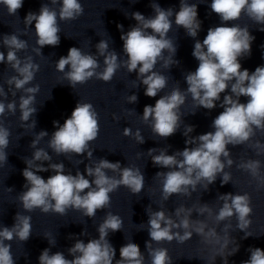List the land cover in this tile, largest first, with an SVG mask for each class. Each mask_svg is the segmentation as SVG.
Segmentation results:
<instances>
[{
  "label": "clouds",
  "instance_id": "clouds-1",
  "mask_svg": "<svg viewBox=\"0 0 264 264\" xmlns=\"http://www.w3.org/2000/svg\"><path fill=\"white\" fill-rule=\"evenodd\" d=\"M22 3L23 0H0V4L7 7L9 14H15L22 7ZM52 3H57V0H52ZM151 7L155 13L152 17L146 18L140 12L132 13V18L137 23L127 33L122 32L120 37L123 41V51L127 56L123 65L129 73H137L140 83L146 86L144 94L150 98L156 97L167 85V78L154 71L158 60L163 59L166 68L178 63L173 59L176 46L167 37L172 27L170 17L173 16V9H163L159 4H152ZM210 9L220 17L222 23L220 26L209 28L202 42L196 40L192 55L199 64L194 72H189L185 77L188 85L186 92L191 94L197 107L212 110L220 101L219 106L223 111L212 122L214 131L192 137L189 134L194 131V126L186 125L183 134L187 137L185 140L187 146L182 151L169 155L167 151L161 150L159 154L153 155L154 149L148 150L154 165L169 169L166 172L156 173L157 176L162 177L164 200H168L173 194L190 195L189 188L195 191L201 181H207L204 184L207 190L218 176H222V185L228 184L231 175L225 171V167L233 164L228 145L244 144L255 135L256 130L264 131V66H258L253 72H249L248 69L242 70L240 63L242 57L250 55L251 44L255 37L250 34L247 27L226 26L228 22L240 19L242 13L257 24L264 25V0H211ZM83 12L84 9L78 0H62L59 19L74 20ZM33 22H35L36 43L39 46L36 49L38 55L42 54L41 49L44 46L59 45L60 28L57 24V12L54 9L43 4L39 14L29 13L26 16L27 25H32ZM174 22L178 28L185 29L187 35L197 37L201 29L197 5L180 0ZM117 28L122 30L123 25L118 24ZM260 30L264 31V28ZM3 44L8 51L6 57L4 52H0V63L6 62L18 73L7 83L14 85L17 90L23 89L26 93L20 97L19 109L20 119L28 121L37 112L31 105L34 103L39 86L25 88V85L34 79L39 65L33 63L31 57H27L24 61L17 57V52L25 49L27 44L16 35H5ZM108 48V42L105 40H100L96 45L97 53L104 57L105 67L101 72H97L99 67L97 59L91 54L82 53L77 47H71L67 56L59 58L56 69L65 73V78L73 87L85 83L94 76L109 82L121 64L118 63V54L115 51H108ZM165 51L170 54L167 58L163 56ZM66 66L67 72H65ZM230 84V93L224 95L221 101V94L228 92ZM0 95H5L2 87H0ZM242 96L248 98L246 103L240 102ZM137 100L135 94L128 97L129 103H136ZM185 101V92L180 88H174L169 94L157 99L154 106L146 105L142 119L144 122L151 120L154 134L168 138L180 127L182 118L180 108ZM6 107L12 113L16 110L15 102H9L7 106L0 102V116L5 113ZM35 123L36 121L33 122L34 125ZM54 125H58V122H54ZM99 130L98 114L93 105L78 102L71 116L51 135L49 147L58 155L74 153L82 156L87 153V158L91 159L93 153L89 150V143L98 137ZM9 135L8 129L0 125V163L7 162L5 149L9 143ZM47 135L46 131L38 133L30 145L36 150L31 160H25L27 167L23 169L22 175L26 181V190L20 194L19 200L26 211L31 212L38 208L43 213L54 212L65 215L68 208H73L82 211L84 216L93 218L97 210L110 205L109 194L121 185L130 189L133 194L142 191L144 176L138 168H122L119 162L113 163L103 158L99 159L94 167L85 166L87 176L93 177L91 181L79 171L75 175L65 174L63 163H49L45 167L43 162L50 161L51 157L44 149L36 148V145ZM123 135L132 136V130L125 127ZM134 138L138 143H144L139 130L134 133ZM255 147L264 148L259 142ZM222 157L225 158L226 163L221 159ZM35 161L42 163L34 166ZM239 167L264 184V177L260 176L258 160H249ZM49 170L55 174L49 176L47 180L37 174ZM105 170L119 172L120 178L108 176ZM219 199L223 204L215 215V220L220 222L235 215L238 229L245 232V237L250 236L246 232L251 224L249 217L253 211L249 195L228 193L220 195ZM198 211L201 215L205 212L211 215L212 209L204 204ZM191 213V208L183 206L177 208L175 210L177 222L163 210L152 212L148 219L150 241L159 243L171 242L175 239L183 243L192 238L193 232L205 237L215 235L214 229L205 233L207 226L205 222L192 221ZM14 220L12 227L0 229V264H15L10 251L11 245L6 244L5 241L18 238L24 242L31 235L30 216L17 213ZM122 223L118 215L108 213L97 228L98 239H90L87 243L77 239L68 249L73 259H67L62 252L50 254V250L46 248L38 257L39 264H113L116 253L107 237L109 232L120 231ZM173 229H183V235L179 231L174 232ZM83 234L82 232L81 235ZM150 241H146V248L149 250L151 264H170L171 258L167 249H153ZM228 245L229 240L225 239L222 248L226 250V254L223 252L217 254L224 257L225 264H227V256L234 255L239 250V245L233 249H229ZM119 251L120 259L116 260V264H144V257L138 244L128 242ZM250 252V259L243 264H264V250L254 248L250 249ZM213 259L215 260V257Z\"/></svg>",
  "mask_w": 264,
  "mask_h": 264
}]
</instances>
